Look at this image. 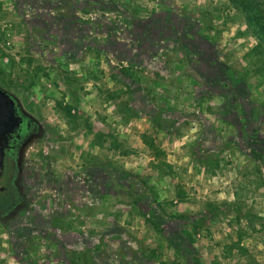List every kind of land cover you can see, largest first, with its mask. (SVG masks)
Instances as JSON below:
<instances>
[{
	"label": "rangeland",
	"instance_id": "obj_1",
	"mask_svg": "<svg viewBox=\"0 0 264 264\" xmlns=\"http://www.w3.org/2000/svg\"><path fill=\"white\" fill-rule=\"evenodd\" d=\"M263 26L264 0H0V87L42 129L0 264H264Z\"/></svg>",
	"mask_w": 264,
	"mask_h": 264
},
{
	"label": "flooded vegetation",
	"instance_id": "obj_2",
	"mask_svg": "<svg viewBox=\"0 0 264 264\" xmlns=\"http://www.w3.org/2000/svg\"><path fill=\"white\" fill-rule=\"evenodd\" d=\"M16 114L20 116V122L9 136L0 174V197L7 201L0 209V220L11 219L14 212L21 209L20 198L24 195L21 187L17 185L20 178L18 159L27 143L42 131L40 123L24 111L20 104L17 106Z\"/></svg>",
	"mask_w": 264,
	"mask_h": 264
},
{
	"label": "water",
	"instance_id": "obj_3",
	"mask_svg": "<svg viewBox=\"0 0 264 264\" xmlns=\"http://www.w3.org/2000/svg\"><path fill=\"white\" fill-rule=\"evenodd\" d=\"M18 105L17 98L0 87V174L9 136L20 122V116L16 114Z\"/></svg>",
	"mask_w": 264,
	"mask_h": 264
},
{
	"label": "trees",
	"instance_id": "obj_4",
	"mask_svg": "<svg viewBox=\"0 0 264 264\" xmlns=\"http://www.w3.org/2000/svg\"><path fill=\"white\" fill-rule=\"evenodd\" d=\"M264 27V26H263ZM260 36L262 37V38H264V28H263V30H262V32H261V34H260ZM3 201V202H2ZM2 202V203H1ZM6 200H3V197H0V209L6 204Z\"/></svg>",
	"mask_w": 264,
	"mask_h": 264
}]
</instances>
